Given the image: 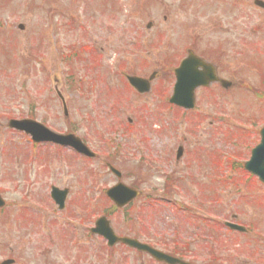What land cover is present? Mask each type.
Masks as SVG:
<instances>
[{
	"label": "rangeland",
	"instance_id": "1",
	"mask_svg": "<svg viewBox=\"0 0 264 264\" xmlns=\"http://www.w3.org/2000/svg\"><path fill=\"white\" fill-rule=\"evenodd\" d=\"M253 1L0 0V262L138 264L123 248H104L101 261L90 239L82 240L84 253L72 245L80 220L104 215L112 207L104 192L121 181L142 196L110 215L115 232L130 236L127 228L141 224L169 230L180 222L172 203L186 205L199 214L193 263L264 264V185L242 167L264 126V12ZM192 46L206 59L222 50L235 88L198 93L184 119L167 105L170 70ZM152 73L145 95L126 85L127 75ZM29 116L77 135L97 157L35 147L8 129V120ZM171 174L186 182L162 203L157 189ZM53 186L70 190L65 212L50 204ZM233 216L247 234L223 228Z\"/></svg>",
	"mask_w": 264,
	"mask_h": 264
},
{
	"label": "flooded vegetation",
	"instance_id": "2",
	"mask_svg": "<svg viewBox=\"0 0 264 264\" xmlns=\"http://www.w3.org/2000/svg\"><path fill=\"white\" fill-rule=\"evenodd\" d=\"M196 47L192 46L191 47V51H193L194 55L198 58H200L206 65H208V67H204V68H199L198 71H195L196 73H200V74H204L206 75L208 78L207 80H210V78L213 76V72H214V76L217 78V82H210V84L207 87H199V89L196 91L195 94L199 95V94H207L210 97L213 96L211 95V93H215V92H219V93H223L226 95H231L232 91L235 88L234 82L232 81V79L230 80L229 78L226 77V73L224 71V68L227 72H230L231 68L229 65V62L225 61V66H223L222 63V59L224 56H222V50L218 49L217 51H213V58L210 59H206V57L202 54H199V52L196 51ZM216 53L218 54V57H215ZM183 58V57H182ZM182 60V59H181ZM168 75L170 73H167ZM172 78L174 77L173 74L171 73ZM221 80L224 81H229L232 83L231 87L226 88L224 87L225 85L221 82ZM226 84V83H225ZM199 93V94H198ZM50 147H55L53 145H50ZM176 154V153H175ZM182 150L179 153L177 162H179L181 160H179V157L182 156ZM179 160V161H178ZM186 181H184V179L182 180H175L174 175H165L163 176V178L161 179V185L158 187L157 191L158 193L161 195L162 194V203H164V198L167 196H171L172 194H176L178 192V188L179 186H182V183H185ZM184 191V190H183ZM198 191H200L201 193L204 192L202 191L201 188H198ZM186 192V191H184ZM70 195V190L68 192V195ZM196 196V195H195ZM76 201H79L76 200ZM134 203V202H133ZM132 203V205H133ZM173 206L171 207V211L173 212V210L175 211V213H177L178 211V215L180 218H178L180 220V222H178V219L176 222H178L179 225H177L176 223L173 224V226L169 229L161 232V233H157L156 231H154L152 229V225L149 224H141V226H130V228H127V231L130 232V236L128 235H124L123 233H119L116 232L117 236H127L128 238H132L136 241H138L141 245H145L147 247H150L152 249H155L159 252H161L162 254H165L169 257H172L173 259H177L181 262H189L190 264H195L192 261L194 259L197 258V255H195V244L196 242L199 240V235L197 234V230H199V227L197 224H195V219L198 218L199 214L198 212H196V210L192 209V207L190 206H186L183 205L178 206V205H174V203H172ZM54 207V206H53ZM195 207H198L195 205ZM67 210V208L65 207V210L62 212H65ZM94 210V209H93ZM89 211L91 212L92 209H89ZM61 212V213H62ZM86 213V212H85ZM179 214H181L182 216H180ZM67 217L71 218V216H69V213H67ZM86 222V218H84L83 220H80V226H82L84 229H82V233H80L81 231H78L73 233V242L72 245L74 246V249L78 252L81 251V253L83 252V244H82V240H85V243H88V240L90 239V241L92 243H94V248L97 249L96 252H98L99 250V254H100V260H102V254H105V246H106V242L104 240V238L102 237H97L95 235H91L90 234V229L91 227L94 225V222H89L87 224H85ZM211 225H209L208 229H209V233L212 235V237L215 235V226L214 223L210 222ZM213 224V226H212ZM88 225H91L87 228ZM78 226V227H80ZM204 226V225H203ZM170 227V226H168ZM78 229V228H76ZM187 238V241H184V239ZM125 249L128 253L130 254H134L135 257L137 258V263L138 264H144L143 262H147V264H163L160 262H157L154 258L150 257L146 252L142 251H137L135 248H126L125 246H123L122 244H117L114 247H112L113 250L115 249ZM85 250V249H84ZM86 252V251H84ZM83 252V253H84ZM165 264V263H164Z\"/></svg>",
	"mask_w": 264,
	"mask_h": 264
},
{
	"label": "water",
	"instance_id": "3",
	"mask_svg": "<svg viewBox=\"0 0 264 264\" xmlns=\"http://www.w3.org/2000/svg\"><path fill=\"white\" fill-rule=\"evenodd\" d=\"M129 82L132 86H136L139 90H141L138 86V83L140 84L141 81L137 79H129ZM143 83V82H142ZM181 94V84L178 85V89L176 90L174 99L172 102H174L176 105L180 106H185L188 107L187 104H189V98L187 99H182L180 97ZM9 127L12 129H15L17 131H23L28 135L32 136V140L35 143H40L41 141H49V142H54L59 145H68L74 148L77 152L86 154L87 156L92 157V154L88 153L85 147L81 145L80 142H78L74 137L72 136H58L55 135L54 133L48 132L43 126L38 125L37 123H34L32 121H10L9 122ZM262 139L260 145L256 148V150L252 153V159L249 163H246L245 168L250 171L252 174L258 176L261 181L264 182V130L262 131ZM64 193H58V191L53 188V191L51 193V197L53 199L55 198L56 201H58L60 207H62V204L64 202ZM107 195L110 197V199L114 202V204L117 207H122L125 204H127L131 199H133L136 194L132 192L131 190H127L121 185H118L117 188H114L112 190H109L107 192ZM56 196L58 198H56ZM94 230L92 232L96 234H101L104 238H106L109 242V246L113 245L116 242H122L128 246H136V244L133 241H129L127 239H118L113 235V232L111 228L108 226V222L104 219L101 218L98 220V222L95 225ZM158 255V254H157ZM160 258L158 260H164L166 259L165 257L159 256ZM166 261H168L166 259Z\"/></svg>",
	"mask_w": 264,
	"mask_h": 264
}]
</instances>
